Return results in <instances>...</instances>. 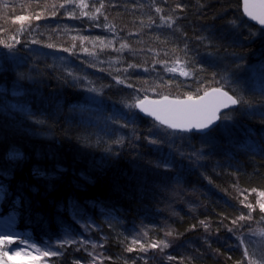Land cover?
Returning <instances> with one entry per match:
<instances>
[{"label": "trees", "instance_id": "obj_1", "mask_svg": "<svg viewBox=\"0 0 264 264\" xmlns=\"http://www.w3.org/2000/svg\"><path fill=\"white\" fill-rule=\"evenodd\" d=\"M88 1L83 18L75 0H0V42L14 45L0 43V218L37 245L84 222L99 251L63 243L49 264H93L96 250L104 264H242L246 249L259 262L264 213L239 223L234 192L264 191V32L240 0ZM177 60L189 76L166 70ZM214 87L248 103L204 134L127 107ZM136 220L146 245L169 247L137 251Z\"/></svg>", "mask_w": 264, "mask_h": 264}, {"label": "snow or ice", "instance_id": "obj_2", "mask_svg": "<svg viewBox=\"0 0 264 264\" xmlns=\"http://www.w3.org/2000/svg\"><path fill=\"white\" fill-rule=\"evenodd\" d=\"M7 5H5L6 7ZM63 7L64 5H60ZM78 7L84 8L87 5L81 0V2L77 5ZM55 7V5H53ZM99 11V9H97ZM159 12L160 9H157ZM244 13L253 21H256L261 26H264V0H259V2H253V0H244ZM85 15H87L85 13ZM39 18L38 16L36 17ZM95 19V17H91ZM27 19L26 16H19L17 18L18 21H25ZM14 20L13 23L17 22ZM174 21H171L169 18L168 27L172 26ZM26 29L22 26L20 29L17 30L18 33L25 31ZM15 39V36L12 37ZM19 43V41H16ZM3 43L4 47L12 48L14 45L7 42H0ZM101 43H103L101 41ZM48 47H52V45H48ZM127 44H121L120 49L127 48ZM118 49V51L120 50ZM64 51H68V49H64ZM180 61H175L173 67H169L166 70L170 73H179L181 76H189L190 73L185 70L184 67L179 66ZM130 67H134V65H130ZM261 70L264 71V65L261 66ZM71 75V73H69ZM117 83H124L122 80H117ZM128 87H132L131 84L127 85ZM95 91V89H91ZM14 94L19 95L20 92L17 90ZM248 102L244 100L242 97L236 96L235 93L233 95H229L227 91H224L221 87H214L211 90H205L203 95L198 97H193L192 95H188L186 99H175L169 100L168 96H163L160 100H148L147 97L144 99H140L133 104L127 105L129 108H138L140 112L145 113L148 116L154 117L156 121H158L161 125L166 126L169 129H173L175 131L180 132H190L193 129L197 131H203L208 129L216 120L221 119L218 115L221 109H226L233 106L238 105H245ZM228 118V114L225 113L224 119ZM136 117L134 115L128 118L129 122L134 123ZM126 126V125H125ZM160 141L157 139H150L149 143L157 144ZM12 159L19 158V153L12 154ZM0 191H2V186H0ZM255 191V189H253ZM257 196L259 199L255 202V206L252 203L245 204V207L249 208L251 211L246 215H241L238 217V220L244 221L246 219L251 220V212L256 210V207L259 208L261 213H264V191L258 192ZM264 220V217H261ZM235 224L236 221H233ZM231 231V229H230ZM167 235H171V233H167ZM253 235H259L264 237V230H258L253 232ZM264 242V241H262ZM13 243L11 239L7 238H0V245H9ZM133 244H136L137 241L133 240ZM59 247H63V244L59 245ZM95 247V245H93ZM151 247H159L161 251L164 248L169 247V243L166 241H160L158 244L153 243ZM143 248V245H141ZM132 249L129 248V251ZM36 253L38 256L44 257H52L57 256L59 253L57 251H41L39 248L36 249ZM29 256L31 255L30 252H20V251H12L11 254L9 251H5L0 248V264H9V261L12 260L13 257H21V256ZM255 253H252L249 256L247 249L245 250V256L248 259V264H258L257 259H255ZM36 257H33L35 259ZM170 260L173 257H168ZM259 264H264V256L260 257Z\"/></svg>", "mask_w": 264, "mask_h": 264}, {"label": "rangeland", "instance_id": "obj_3", "mask_svg": "<svg viewBox=\"0 0 264 264\" xmlns=\"http://www.w3.org/2000/svg\"><path fill=\"white\" fill-rule=\"evenodd\" d=\"M80 2H81V0H75V5L78 9L79 14H81V16L83 18H87L88 15H94V13H96L95 9L92 10V12L90 13L88 10L89 6L84 7V8L78 7L77 5ZM83 2L85 4L90 3L88 0H83ZM87 11L90 14H87L88 13ZM85 13L87 15H85ZM56 35H58V34L56 33ZM167 184L171 185V181H168ZM165 190H167V189L165 188ZM258 192H262V191H252V192L243 194L242 191L236 190L234 192V195H235V198L237 200H239L240 203H242V205L244 207H245V204H248V203H252L255 206V202L259 199V197L257 196ZM245 209H247L246 210L247 214L251 211L247 207H245ZM256 211H259L258 207H256L255 211L251 212V216H253V214ZM147 216H149V215H147ZM136 221L138 223V227H141V228H137L134 230V232H136V235H138V237H136V241H137L136 244L140 246V249L137 251H142L141 253H145L146 255H149V252L155 248L151 247L152 244H150V245L147 244L148 245L147 246L145 244V241H142L139 239V237L145 233V230H146L145 226L148 224L146 223V220H140V221L136 220ZM244 221H248V219H246ZM244 221L238 220V222L241 224L245 223ZM10 222H11V220H9V219L0 218V238H7V239H11L13 241V243H11L9 245H0V248H2L5 251H9L10 254L12 251H20L22 253L30 252L31 255H29V256H23L22 255L21 257H13L12 260L9 261V264H49V262H48L49 257L38 256V254L36 253V249L39 248L41 251H46V250L47 251H57L59 253V248H60L59 245H61L63 243L64 244L74 243L78 247H80L82 245H85L86 242H89V243H91L90 249H96L97 248V250L99 251L98 247L96 246V243L91 241L93 238H90V236H89V233H88L89 227L86 224H84V222L78 221V224L80 225L79 231L81 234L77 235L76 237L73 236L72 232L70 234L66 233L62 237L57 239L54 243H51V244L45 243V244H40V245H37V244L33 243L32 241L23 238L20 233H16L13 230L14 227H13V225L10 224ZM257 224L258 225H264V220H260ZM258 230H261V229H258ZM252 236H254V235L252 234ZM262 241H264V237H261L259 235L255 236V243L257 244V247L264 246V242H262ZM190 242L194 245L193 247H195V248L197 247L196 250H198V251H195V254H197V252H199V248L196 244L197 242H195V239H192V240L190 239ZM93 245H95V247H93ZM141 245H143V248H141ZM97 250H96V254L93 256L92 263L93 264H104L102 258H99V256L97 255V252H98ZM33 257H36V258L33 259ZM242 264H248V261H245V263H242ZM258 264H259V262H258Z\"/></svg>", "mask_w": 264, "mask_h": 264}, {"label": "water", "instance_id": "obj_4", "mask_svg": "<svg viewBox=\"0 0 264 264\" xmlns=\"http://www.w3.org/2000/svg\"><path fill=\"white\" fill-rule=\"evenodd\" d=\"M253 2H257V3H258L259 0H253ZM240 3H241V8H240V10H241V13H242L243 17L245 18V20H246L247 22H249L250 24H252L253 26L258 27L259 29H261V30L264 32V26H261V25H260L259 23H257L256 21L251 20V19H250L245 13H244V0H240ZM211 89H212V88H211ZM211 89H209V90H211ZM223 90H224V89H223ZM224 91H226V90H224ZM201 95H203V93H202ZM229 95H231V94L229 93ZM168 98H169V100H175V99H177V98H171V97H168ZM194 98H195V97H194ZM143 99H144V98H143ZM147 99H148V100H160V99H162V98L153 99V98H148V97H147ZM178 99L184 100V99H186V98H178ZM236 108H237V106L229 107V108H226V109H221L220 112L218 113V115L221 117V115H223V114L226 113L227 111H231V110H234V109H236ZM136 110L138 111V113H139L142 117H145V118H147V119H150V120L156 122L157 124L161 125L158 121H156V120L154 119V117L148 116V115H146L145 113L140 112V110H139L138 108H136ZM219 122H220V119H219V120H216L215 123H213L208 129H205V130H203V131H197V130L193 129V130L190 131V132H180V131H175V130H173V129H169V128H168V129H169V130H172V131H175V132H179V133L204 134V133H207V132L211 131V130L214 129L215 127H217L218 124H219ZM161 126L166 127V126H164V125H161ZM166 128H167V127H166Z\"/></svg>", "mask_w": 264, "mask_h": 264}]
</instances>
